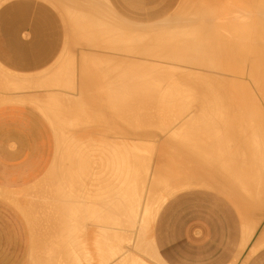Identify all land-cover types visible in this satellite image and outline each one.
<instances>
[{
    "label": "bare ground",
    "instance_id": "obj_1",
    "mask_svg": "<svg viewBox=\"0 0 264 264\" xmlns=\"http://www.w3.org/2000/svg\"><path fill=\"white\" fill-rule=\"evenodd\" d=\"M78 1L80 2V0H78ZM193 1L188 5V8L186 9V11L182 15H180V17L177 19L178 21L176 20V21H174V23H172V22L171 23H165L166 27H164V26L162 27L159 25L158 27H161L162 29L155 27L156 28V30H155L154 28H152V30L154 29V31H151V33L148 31V29H146L147 31L145 34L144 33L135 34L136 36H138L140 38H142L144 36H148V38H153L152 39L153 41L151 40L152 42H150L148 39H147V41H141L140 40V41H137L133 44L130 51H128L129 49L128 50H121L122 52L123 51L124 52H131L133 54L136 53L141 57L151 56L153 58V56H154L155 58H164L167 62L166 64L147 63L146 61L143 62V60L139 61L138 59H135V58L132 59L130 57H124L123 56L124 54H102V53H99L100 48L97 49L98 52H95L96 50L92 51L90 48L96 47L97 45H99V46L101 45V44H99L101 42L99 39H101L102 36L107 34L108 31L112 32L114 29L116 30V28L112 27V25L110 23H108L106 20H103L100 17L101 15L99 13L91 11L83 19L86 21V24H88L89 26L84 27V28H80L81 30L77 31V33L78 32L82 33L81 36L84 39V44L86 45V48L87 47L89 48V49H87V51L84 52L81 50V48H79L80 41H79V43L78 42L76 43V41H74L76 44H78V51L81 50L83 53L81 52V54H79L78 56L67 58L65 63H63L57 71L54 69L55 71L44 75L42 78L37 79L34 82H32L33 80L32 81L31 80H14L13 78H7L4 80V82H2L3 87L7 90L23 88V87L30 86V85L34 84V85L39 86L41 88H48V90H52V89L54 90V88H56V89L57 88H63V89L66 88L65 90L69 89L67 91H68V93H70L71 97H75L77 95L81 96V98L79 96V98H80L79 101L81 103H83V105L80 109H82V108L84 109L81 111H77L79 108L75 110L74 107H71L69 100H66L65 98L62 99V97H60V96L63 95V97H64V95H65V97H68V94L66 96V93L62 94L59 90L58 91H50V93H49L48 90L45 89L47 91V93H49V95L47 96V94L45 93L46 99L43 98V100H44L43 102H38L33 98H28L26 100H24V99L20 100L19 99V100H2V101H0L1 104L2 103H8V102L9 103H11V102L34 103L36 105V107L38 109H40L43 112V114H45L46 118H48L50 121H52L54 123V124L52 123V125H54V127L56 129L55 130L56 140H57L56 156H58V154L62 155V154L66 153L65 156L67 157V154L69 153L68 156H70L72 158V159H70L69 157H67V158H69L68 159L69 162H67V159H66L67 164H65V165H68V163H70L68 165V167L63 165V168L66 167V169L64 168L63 170H67L68 168L71 169V170L68 169V171H70L71 176L69 175L68 171H65L66 173L68 172V174H67L68 176L67 175L63 176L62 173H64V172L62 171L61 180H59L57 177V180L59 182L61 181L60 182L61 184L64 182V184H62L63 185L62 186L59 182H58V185L56 184V182H57V180L55 182V179H56L55 176L57 175L56 174L53 177V178H55L53 182H55L56 185L55 184L54 185L56 186V189H57V191H55L56 194L53 193L52 195H48L47 194L48 190L46 192V194L48 196H53V195L55 196L56 195L54 197L55 202H52V203L53 204L56 203L55 205H57L58 207L53 205V204H50L51 206L48 205L49 203H51V202H49L51 200L48 197L43 198V199H47L46 201L49 202L48 204L45 201H42V199H39V202L42 201V205H44V207H43L44 209L41 211V213H42L41 217H43L42 215L44 213L46 215L47 214L50 215L51 212H52V214L56 213V211L60 212L61 209L59 208L60 205H58V203L59 204L63 203V205H64V204H66V202L64 203L63 199L65 201H67L68 199H71L70 195L73 194L71 192L72 189H70V192L72 194H70V193L67 194L69 197V198L67 197V200L65 197L67 195L64 196V193L66 191H69L70 184H71V183L67 182V183H69V186H68L66 181L70 180L69 176H70L71 180H72V177H74V178L76 177L75 181H77L76 179H78L79 180L78 182L81 184V182H80V180H82L81 177L86 175L88 170H90L89 166H88L89 169L86 170V173H85V170H82L83 169L82 165L80 166L82 168L81 169L82 171L81 170L79 171L81 175L79 173H77L81 176V177L79 176L80 178L79 177L77 178L78 175H76L74 172L75 171L77 172L76 169L80 165V163L85 164V166H84V169H85L87 167L86 165L89 162L88 160L94 159V157H92V158L89 157L90 159L82 158V156L87 157V155H84L85 153L86 154L87 153L92 154L95 152L96 153H98V152L106 153L104 155V159L106 158L107 154L109 155L107 160L106 161L104 160V161H105L106 165H108V168H109L108 169L109 171L106 173V178H107L108 174H111V176L109 175L111 178H109V177L107 178V183L104 180H103V182H105L106 187H109V188H106V190L109 189L108 190L109 193L107 196L108 199L111 198V197H109L110 196L109 194H111L110 191H112L113 189L115 190L116 188L118 189V191H117V189L115 191L113 190L115 192V194L112 192V195H111V196H113V194L117 195V198H116L117 201L115 199L112 200L113 202L114 201L117 202V205L115 204V202L114 203L112 202L113 205H116L117 207L115 208V206L114 207L112 205L111 206L113 207L112 209L115 208L116 212L118 213V218L116 216L117 214H113V215L111 214V212H113V211L108 212V213H110L108 215L107 213L105 214V212L102 210L101 206L104 208V210H105V208H109V207H107L108 206V203H106L107 200L101 201V203L99 202L101 204V206H95V204H97V203H95V204L93 203L95 208L100 207V208H98L99 210H97V208L95 210L94 206L92 208H90L89 206L91 204L88 206L89 207L88 208L87 205L91 201L90 198H92L94 193L97 194V191L96 192L94 191L95 190L94 187H96V190H97V187H99V186L96 185L92 188V189H94L93 190L94 193L92 194V191H91L92 189L89 190L90 187L88 185H87V187L85 185H83V187L85 186L86 188H88L87 191L88 190L89 191L87 192L86 190H83V189H85V187L82 189V187H81L82 185L79 186V188H78L76 186L78 184H76V182L73 179L72 183L75 182V184H76V185L74 184L75 188H74L73 184H71L73 189L75 191L76 190L78 191V189L81 188L82 190H79V192H77V193L81 194V192L83 191L82 196H84V194L88 193L87 197H88V201L89 200L90 201L88 202L86 197H84L85 198V202H84L85 204L83 203L84 204L83 205L84 208L82 210L83 212L80 211L83 213V214L81 213V216L79 215L80 212H79L78 208L80 209V207H81V209H82V206L80 204L82 202H80L79 200H78V203L80 202L79 204H77L76 201H75V203H73L74 206H75V204H77L76 206H80L77 208L75 206L76 212L74 210L73 204H69L68 206L72 205L71 209H69L70 212L71 211L73 212V210H74V213H72V212L69 214L67 213L68 212L67 211L68 210L67 205H64V207L62 206L63 207L62 213H63V215L72 214L77 221L79 220L77 218H82L85 215V217H84L85 219L82 218L81 219L82 221L79 220V222L80 221L86 222L87 219H89L91 217L90 215H92V213L94 214V212L99 211L101 213V215L99 214V212H97L98 214L93 215V216H97V218L93 217V218H95V220L91 219L92 221H94L95 224H96L95 221H98V223H99V220L101 222H103V220H104L103 225L104 224H108V225L112 224V225H117L119 228V226H121L122 224L125 223L126 225L124 224L125 226L123 225V228L126 227L128 229L127 226H129V228L135 226L134 224H135L136 218H138L137 216H139L140 220H139L138 224H140V229H139V226H138V228L136 227L137 228L136 232H139L138 229L141 232H143V231L145 232L150 228L151 223L153 222L154 217L158 212V209L166 201V197L169 196L170 194L177 193V192L181 191L182 189L197 186V185H201L202 187H209V188H212L215 190L217 188V185L219 184L217 179L219 177H221L220 176L221 172H223L222 170H224L226 168L225 167L226 164H227V167L229 169L231 167V164H234L235 166L237 165L236 166L237 168L233 167V165H232L233 168L231 167V169H233V170H229L227 168L225 169V171L229 170V172H232L233 175H235L236 170H238L237 171L238 173H239V171L241 172V170H243V169H244L243 170L244 172H245V170L248 171L249 166H247L248 168L246 169V167H244L243 165H247L249 163V160H247L248 161L247 162L246 159L244 160L245 157H243V159L240 157H237L238 153H236V152H239L242 155L245 154L243 156H249L250 155L251 158H252V156L253 157L255 156L254 158H258V160L253 158L255 160L254 163H253V161L250 160V162L253 163L252 167L254 165L257 166L258 170H255L256 166L254 167L255 169H253V170H255V172L257 171V174L256 175H247V176H245V179L243 177L244 181L242 180V182H241V184L243 182H245V184L243 183L245 186L243 193L241 191L243 185L242 186L240 185L241 188H239L241 191L239 193H240V195H242V197L239 195L237 188H236L238 186V184H237V186H234V184L231 181V180H233V178H237V180H238L239 175L237 173H236V175H238V177L233 176L230 179L229 177H230V175L232 176V173L227 174L228 172L227 173L225 172L228 175L226 177L225 176L226 174L223 172V176H224L225 180L223 179V177H222V180H224V182H225L224 185L226 187L232 189L234 194L237 196L235 198L236 200H239L241 197V199L243 201H245V204L247 203V205L251 207L253 214L257 211L259 213L258 217L262 214L261 213L262 207H264V201H262V199H264V193H262V192L260 193V191H261L260 189L264 188V185H262V184H264V111H262V108H261L262 106H261L260 107L261 109L255 108L253 112H252V110H251V112H248V110L245 109L246 108L245 104L249 103V101H251V100L253 103H257V100L254 98L252 93L254 95H256V94L259 95V97L262 100H264V0H256V1L255 0H213L214 2H212V0H210L213 5H210L207 7H205V6H206V3H208V0H206L207 2L205 3V6L203 5L204 3H202L205 0H193ZM210 1H209L208 5L210 4ZM75 3L78 4V2H75ZM87 4L91 5V3H89V2ZM89 5L88 6L85 5V9H87L86 6L89 7ZM71 8H73V6ZM79 8L76 9L78 12L80 11V10H78ZM82 9H84V6L82 7ZM85 9L83 10L84 12H85ZM72 11L73 10H71V12ZM69 14H70V12H69ZM76 14H77V12H76ZM78 14H80V13H78ZM72 15H71V17H73ZM82 16H83V14H82ZM82 16L79 15V17H82ZM99 24H101V25H99ZM77 33H75L76 36L74 34V37L77 38V40H78V39H80L79 38L80 33H79V35ZM125 33H126V31H125ZM129 33L131 34L132 32L129 31ZM77 36H79V37H77ZM143 39H145V38H143ZM108 43H109V41H108ZM102 45H104V44H102ZM107 47H109V46H107ZM92 49L94 50V48H92ZM121 51H119V52H121ZM79 56H80L79 59L82 61L78 62L80 64H77V57H79ZM133 57H136V56H133ZM172 61H175V62L178 61L181 64H177V63L172 64ZM169 64H171V65H169ZM234 65H236L235 67H236L237 73H239L241 76H243L244 69H247V74H246L245 79H247V81L252 84L253 90L250 89V87L248 85H245V87H246L245 91L247 92L246 93L247 94L246 95V103L245 104L240 103L241 105L238 103L241 107H242V105H243V107L245 105V107L243 108L247 111L245 115H242V112H241L242 109L241 110L238 109V111H237L238 107H236V110L234 109L235 112H233V113H231L233 111V109H232V111H228L230 109L227 107L226 108L224 107L223 110H225V112L222 109L221 110L225 113V115L223 114L224 119H222L223 118L222 117L221 118L222 120H221L218 116L221 117V115H222L221 113H223V112H220V114H219V112H218V111H220L219 108L215 109L214 107L216 106V108H217L219 106V104L221 105V103L223 104V105H221L222 107L226 106L225 102L227 103V106H229L228 102H230L231 100L233 102L235 101V98L232 95V92H234V91L228 92V91H230L229 87L230 86H231V88L233 87L232 84L234 82H232V81L234 79L231 81V80H228V78H222L221 77V71H224V69H226V70L231 69V68H233ZM226 70L224 72L225 74H227ZM96 75L98 76V80L93 82L92 78L95 76L97 79ZM227 75H229V74H227ZM232 76H234V74ZM223 77H224V75H223ZM78 79H79V82H78ZM237 80H238V78L235 79V82L239 83L240 80L239 81H237ZM241 82H242V80L240 81V83ZM243 84H244V82H243ZM239 86H241V85H239ZM91 87H93L94 89L95 88L97 89V87H102V91L103 90L105 91L104 93L109 97V99H111V101L115 100V103L114 102L110 103L111 106L109 104V107H110L109 110H110V112L112 110V113H113V109L114 110L117 109V117H116L117 119H115L116 120L115 122L119 124L120 128L119 129L116 128L118 131L116 130L115 133L118 132V134H119V137L117 139V140H119V142L106 144V143H102V142H94L91 140V138H88L87 140L85 139V141L80 142V141L72 138V136L69 135L68 132L64 130V128L65 129H67V128L73 129V128L79 127L82 124L86 125V123L87 124L91 123L94 117H98L97 112L91 110V107L89 105H87L93 101H97V102L101 101L97 97L96 98H92L93 96L88 97V98L86 97V95L90 96L88 94H90V91L94 90L93 88H92V90H89V89H91ZM141 87L146 88V90H145V88L144 89L142 88L144 90V92H146L145 94H140V93H143V92L138 90ZM237 88L235 89V91H237ZM39 90H44V89H39ZM248 91L251 92V95L248 93ZM60 93L62 95H60ZM14 94H16V93H14ZM234 94H235V92H234ZM20 95H21V93H20ZM240 97H242V96L240 95ZM82 98H85V99L87 98V100H83ZM106 98H104V99H106ZM236 98L239 99V96H236ZM236 101H238V100H236ZM262 102H264V101H262ZM138 104H140L139 107H141V108H142V106H144V104H148L149 107L147 105V108H149V110L151 109L150 107H152L154 105L152 108L156 109L157 113H155V114L158 115V117L153 114L154 113L153 111H155V110H153V111L148 110V111L149 112L152 111L153 112L152 115H154V117H157V118H160L159 116H161L160 114H162L161 113L162 104H164L163 106L166 107L167 109H168L169 105H171L170 108H172V105H175V106L178 105V107L180 106V109L178 112L176 111L177 113L173 112L174 115H172L173 113H170V112H171V110H174V109L170 110V108H169L166 111L165 110L166 108H164V110L167 113L171 114V116H169V117L165 116L164 114L167 115V113L164 112V114H163L164 116L162 115L163 118L168 117V119L166 120V122L164 120V122H165L164 124H163V122L159 121L160 119L159 120L155 119L156 121H159V123H156L157 125H155L156 127L154 128V124H155L154 122H156V121L151 116V113H150L151 117L149 116L147 119L153 118L152 123L147 121V119L145 120L146 122H141L139 119L143 116L142 113H139V116L140 115H142V116L139 119H137L136 116H138V114L135 115V111H133V109H136V106ZM235 104H236V102H235ZM250 104H249V106H251ZM166 105H168V106H166ZM249 106L247 108H249ZM111 107L113 109H111ZM178 107H177V110H178ZM107 109H108V106H107ZM140 109H137V110H139V112H140L143 108L141 110ZM212 109L214 111L216 110L215 113L212 111ZM226 109L228 112L226 111ZM63 110H65L66 112L65 113L63 112V114H62ZM146 110H144V112ZM169 110H170V112H168ZM57 111L58 112L61 111L59 113H61L60 115H61L62 119L57 120V118H58V112ZM55 112H57V113H55ZM115 112H116V110H115ZM133 112H134V114H133ZM216 112H218V115L216 114ZM215 114L217 115L218 119H217ZM146 115H148V114L146 113ZM213 115H215V116H213ZM56 116H57V118H56ZM99 116L101 118V116H103V115H99ZM115 116H116V114H115ZM59 118H60V116H59ZM100 118H98L97 120H99ZM90 120H91V122H90ZM104 122L100 123V124L97 123V125H98L97 129L100 131V133H98V135L100 137L102 135H106L105 130L108 128L107 127L108 125L107 124L105 125ZM160 123H162L163 126L160 125ZM110 124H112V122ZM115 126L118 127L117 124ZM115 126L113 128H115ZM110 128H112V125H110ZM154 129H156V130L154 131ZM221 130H223V131H221ZM107 131H108V129H107ZM108 134H109V131H108ZM110 134L112 135L111 132H110ZM113 136L115 138H117L116 136H118V135L115 136L113 134ZM218 139H219V141H218ZM221 140H225V142H228L227 143V145L229 144L228 146H230V144H233V145L235 144L236 148L235 147L234 148L236 150L234 151V148H232L233 150L231 149L232 151H230V148L233 146L232 145L231 147H229V150L226 147L227 149H221L220 151H218L219 152L218 157H215L216 156L215 153H217V151H216L217 149H213L212 144L214 142L219 143ZM229 141L231 143H229ZM170 143H174V146H176L175 148L173 146H171V147L174 148V150L177 153V156L180 157L179 160L177 161V162H179V164H182V163H180L182 161V159H185L188 156H190L191 158L194 156V159H196L195 157L197 156L198 161L197 160L195 161L197 163V165H199V166L201 165L203 167L206 166V168H208V171L210 170L209 171L210 173H212V174L215 173V175H216V173H220V175L217 174V175H219L217 179H215V177L208 178L206 176H203V177L201 176V178H198V180H196V178L190 177V175L188 174L190 172V169H187V171H186V169H184L181 165L179 167L167 168V165L165 167V164H163L162 160H161V164H159V166L157 167L156 172H155V176H154L155 182L150 183L151 180L154 179L150 175L151 178H149L150 180H149V182H147L148 184L147 183L146 184L148 186L153 184V186H155L156 189L159 188V185H160L165 190V192L164 193L159 192L158 194H154V195L152 194L153 195L152 196L151 195L152 191L147 189L148 192L149 191H151V192H150L149 196L147 195L148 198L145 200L146 202H144V204L142 206L141 205L142 188L140 190L139 185L141 184V187H143V181L145 178V177H143V175H145L144 170L147 169L149 162H150V159H152L151 156L153 155L154 151L157 149V146L158 145L161 146L163 144L169 145ZM214 144L216 145V143H214ZM215 145H214V147H215ZM216 146L219 147L218 145H216ZM163 147H165V146H162V148ZM159 149L160 150H158V151L160 154L159 155L160 158L166 157L168 155V151H166V147L164 150L161 148H159ZM211 149H212V152H214V153L209 154L211 152ZM222 150H228L229 151V154L228 153L226 154V152H228V151L225 152L226 155L223 152L224 155H222V156L228 157L230 155V152H231L230 156H232V155L234 156L233 153L235 152L236 158L233 159L232 158L233 156H232L231 157L232 159H231L229 157V160H231L232 162H227L225 164V162L228 159L226 160V159H224L225 158L224 157L223 158V160H225V162L223 161L224 167L219 168L220 171H218L217 167L218 166L221 167V165H223V162L221 160L222 158L218 159L219 162H217V160H215V158L220 157L219 155H220ZM205 152H207V153H205ZM74 153H76V154H74ZM204 153H205V156L203 155ZM81 154H83V155H81ZM140 154L142 156H140ZM207 154H209L210 156L214 154L215 156L213 155L210 158ZM74 155L78 156L79 160L77 159V157H74ZM100 155L102 156L103 154L98 153V156H96V157L101 158ZM200 155H202V157L204 156L205 158H206V156H208V158H210V159L205 160L204 157H203V159H200L199 158V157H201ZM242 155H239V156H242ZM88 156H89V154H88ZM61 157H62L61 158L62 161H63V159L66 158V157L63 158V155ZM250 157H247V159H250ZM239 158L242 159L243 161L241 162V160H239ZM76 160L79 161L77 163L78 166L75 164L77 162ZM98 160H103V159L101 158ZM220 160H221V162H220ZM233 160H234V162H233ZM55 161H56V159H55ZM73 161H75V163ZM104 161H103V165L105 168L106 165L104 164ZM72 162H73V164L71 165ZM96 162H97V158H96ZM96 162L94 159L93 163H95V165H96ZM64 163H65V160H64ZM60 164L62 165L63 163H60ZM74 164L76 166H74ZM228 164H230V165H228ZM61 165H59L60 166V169H59L60 172L62 170ZM250 165H251V163H250ZM55 167H56V164H55ZM80 167H78V170ZM93 167H94V164H93ZM95 167H94V169L93 168H91V169H93V171H94ZM149 167H150V165H149ZM74 168H76V169L74 170ZM143 168H144V170H143ZM238 168H240V169H238ZM97 169L99 170L98 167H97ZM112 169H114L113 174L110 173ZM139 169L140 170L142 169L143 171L142 170L141 171L144 172V174ZM101 170H102V168H101ZM103 170L107 171L105 169H103ZM103 170H102V172L105 173ZM247 171L244 175L247 174ZM99 172H100L99 174H101V175H99L98 171H97V174L95 173L96 177H99V176L101 177L102 175L105 176V174H102L101 171H99ZM147 172H148V169H147ZM55 173H57V171ZM91 173L88 172V178H87L88 182L85 181V182H87V184H89V180H90L89 174H91ZM73 174H75L76 176ZM91 175H92V177H94L93 176L94 174H91ZM112 175H113L114 180H113V183H110L108 181H109V179H112ZM148 175H149V173H148ZM240 175H241V173H240ZM57 176H59V175H57ZM242 176H243V173H242ZM86 177L87 176H85L84 178H86ZM142 177H143V179H141ZM62 178H63V181H62ZM84 178H83V180H84ZM102 178L104 179L103 176H102ZM102 178H100V179H102ZM227 178H229V179H227ZM240 178L242 179L241 176L239 177V179ZM145 179H148V178H145ZM219 179H221V178H219ZM44 180H45V178H44ZM93 180L94 179L92 178L91 181L93 182ZM95 180H97V179H95ZM117 181H118V183H117ZM92 182H90V183L92 184ZM103 182L101 180V183H103ZM115 182L117 183V186L111 187L112 184L114 186ZM238 182H239V180H238ZM238 182L234 181V183H238ZM254 182L256 185L254 184ZM94 183H95V181H94ZM101 183L99 185H101ZM109 183H110V185L108 186L107 184H109ZM221 183H223V182L221 181ZM260 183H261L262 187L259 186ZM41 184H43V183H41ZM105 185L102 187H105ZM252 185H254L255 188L258 185L256 192L254 190L255 189L254 186H252ZM51 186L53 188H55V186H53V184H51ZM57 186L60 187V189L62 187H64L65 192H63L64 190L61 191ZM101 186L99 188H101ZM148 186H146V187H148ZM36 187H37V185H36ZM49 187H50V185H49ZM49 187L47 189H50ZM76 187H77V189H76ZM138 187H139V189H138ZM250 187H253L254 189L251 188L252 189L251 190ZM66 188H68V189L66 190ZM111 188H112V190H110ZM149 189H152V188L149 187ZM44 190H46V189L44 188ZM58 190H60V191H58ZM101 190H102V188H101ZM103 190L106 191L104 188H103ZM153 190H154V187H153ZM75 191H74L73 195H77V193ZM84 191H86V192L84 193ZM116 191H117V193H116ZM161 191H163V190H161ZM258 191H259V195L257 194ZM40 192L41 191H39V194H40ZM60 192H62V194ZM99 192L100 191L98 190V193ZM43 193H44V191H43ZM89 193H91L90 195H92V196H90V198H89ZM49 194H51V192H49ZM243 194H244V196H243ZM60 195H63L65 198L60 196ZM101 195L104 196L105 194L104 195L101 193L97 194V197H99V199H100L102 197ZM106 195H107V191H106ZM43 196H45V195H43ZM78 196L80 197L81 195H78ZM145 196H144V198H145ZM105 197L106 196H104V198ZM94 198H95V196H94ZM51 199H53V197ZM57 199H58V201H56ZM61 199H62V201H61ZM78 199H80V198H78ZM59 200L61 201V203L59 202ZM96 200H98V198ZM98 201H100V200H98ZM67 202H69V201H67ZM93 202H94V200H93ZM102 202L105 203L104 206L102 205ZM109 203L111 204V201ZM260 203H262V204H260ZM46 204L48 207H50L49 210H48V208H46ZM42 205L40 207H42ZM53 206H55V207H53ZM65 206L67 208H65ZM140 206H141V208H140ZM36 207H37V209L38 208L40 209L38 204ZM51 207L53 208L54 211L51 209ZM56 207L59 208V210L54 209ZM85 207H87L88 210ZM64 208L67 210H64ZM139 208H140V210H139ZM236 208L238 209V211L241 215V218L245 222V227H246L247 237H248L247 241H249L250 238L253 236V234H254V232H255L258 224H259V220L255 219L257 217H254L249 212V211H251V209L247 208L248 209L247 210L245 208L246 211L244 212L243 208L241 209V208H239V206H236ZM46 209L48 210V211H46L48 213L43 212ZM84 209H86V210L84 211ZM89 209L91 210V212L89 211ZM100 210L103 212H101ZM109 210H111V208H109ZM77 211H78V213H77ZM86 211H89L91 214L89 212H87V213H89L88 214L89 216H87ZM138 212H140V215L138 214ZM121 213H122V215H121ZM61 214H60V217L58 216L59 219L61 220V218H62V219H64V221L66 220L67 222L66 221L64 222L62 220L59 221L57 218L58 222H62L59 225H57L58 227L59 226L62 227L63 223L64 224L66 223L67 224L66 226H68L71 223H72V226L75 224L77 226V224H79V222H77V221H76V223H74L75 221L73 222V220H72L73 216H70L71 218L68 217V219H67L66 218L67 216L66 217L63 216L64 217L63 218ZM102 214L103 215L105 214L106 216L107 215L108 216L105 217ZM37 215H39V214H37ZM48 215L46 217H48ZM57 215H59V213L54 215L55 217L53 215L49 216V218L51 217V219L48 218V220H47V218H46V220L50 223V225L48 222H46V225H44V226H46V228L48 230H46L45 232H47V233L50 232L49 238H51L52 240L51 241L49 240L50 242H49V244H47L48 242L45 243V239H46V241H48L47 240V239H49L48 236H47V238L43 239L44 243H45V244L43 243L44 244L43 245L44 250L46 248L50 247V245H51L50 243L54 242L53 241L54 236L52 234H54V230L55 231L57 230V229L53 228V226L55 228H57L56 224H58V223H57V221L55 222V220H54ZM77 215L80 217L76 218ZM86 216H87V218H86ZM109 216H110V219H108ZM113 216H116L115 217L116 219L114 218L115 220L113 219ZM121 216L122 217L125 216V217L122 219ZM44 217H45V215H44ZM98 217H99V219H98ZM105 218H107L109 221ZM70 219L72 220V222L68 224ZM124 219L126 222L124 221ZM260 219H262V218H260ZM49 220H51V221H49ZM110 220L114 223H109V222H111ZM123 221H124V223H122ZM42 222H44V221H42ZM88 223H90V222H88ZM38 224L40 225V222ZM38 224H36V226ZM84 225H86V224H83L81 226L82 227L81 229L78 228L79 231L76 229L78 226L76 228L74 227L73 229H71V231L67 230V234L69 235L70 240H67L68 235H66V230H65V232L62 230V229H64V227L66 228V226H64L61 229V231H63V233L59 230L60 229L59 228L58 232H60L61 234H64V233L65 234L63 237L57 231L55 232V234L58 233L61 235V237H63V238H61L60 235H58V234L55 237V238H57V236H58L59 238L57 240L59 242H60V240L63 241L62 244H58V242L56 244V239H54L55 244L58 247V250H60L63 247L62 245H64V243L66 245V242H64L65 240H63V239H66L68 242L72 241L71 238L75 239V232H74V235L72 234L73 230L74 231L77 230V232L81 233L83 228H84ZM108 225H106V227ZM112 225H111V227H112ZM44 226H42V227H44ZM114 227H116V226H114ZM39 228H41V227H39ZM103 228H105V226H103ZM120 228L122 229V226ZM51 229H53V231ZM44 230H45V228H44ZM80 230H81V232H80ZM105 230L103 229V232ZM51 231H52V234H51ZM108 231H109V229H108ZM111 231H115V230H110L109 232H111ZM119 231L118 232L115 231L118 234L111 232V236L108 235L109 238L106 236H107V234H110V233L105 231L106 234H105V232L103 234V235H105L104 238L101 237L103 240L106 239L108 241L110 239V237L112 240H114L113 239V238H115L114 236L120 234V237H118V243L116 242L117 239L114 242L111 241L113 244L115 243L116 247L112 246L113 244L109 243V241H110L109 240L108 242L104 241L105 244H104V246H102L103 248H101V245L104 242L101 241V238L100 239L97 238V240H96L97 243L99 240H100L99 241L100 243L103 242L102 244L99 243L100 244L99 247L102 250L104 249V252H103L104 254L101 251H99L104 256V257H102V255L99 253L101 255V258H103V260H100V262L103 261L102 262L103 264L107 263V262L111 263L110 261H113L112 259L116 255H119L123 251V249H121V245L123 243H125L124 245L127 246L126 243L128 242L129 238H130L129 240L131 242V237L133 235L132 234L133 232L130 231L131 237H129L128 239L127 238L124 239L125 235L123 238L121 235L126 234V232L125 233L123 232L121 234V231H120V233H119ZM132 231H133V229H132ZM144 232H143V234H144ZM42 233H39V234H41V236H42ZM99 233H101V232H99ZM145 233H147V232H145ZM70 234H71V236H70ZM127 234H128V232H127ZM130 234H128V236ZM139 235L140 234H138V236ZM44 237H46V236H44ZM116 238H117V236H116ZM76 240L77 239H75V241H73V242H76V244H77L79 241L77 242ZM134 240H135V238H134ZM38 242H40V241H38ZM68 242H67V248L64 247V249H68V252H70L69 248L72 247L73 242H72V244H71V242H69L70 246H69ZM106 242L109 243L110 245L106 244ZM133 242H132V244H133ZM262 243H264V230H262V232L259 234V237H257L255 239V241L252 243V245L249 249V252H253L256 249H259ZM41 244H42V242H41ZM46 244L48 245V247ZM52 244H53V246L51 245L52 250L54 251L56 245H54V243H52ZM78 244H77V246H78ZM82 244H83V242H82ZM134 244H135V242H134ZM59 245H61V248H59L60 247ZM74 245H73V247H76V245L75 246ZM138 245H139V243H138ZM39 246H40V244H39ZM45 246H46V248H45ZM108 246L115 247V248L111 249V247H108ZM37 247L34 246L33 248H37ZM53 247H54V249H53ZM105 247H107V248H105ZM100 248H99V250H100ZM135 248H136V246H135ZM38 249H39V247H38ZM40 249H41V246H40ZM62 249L60 250V252L61 251L63 252ZM75 249L77 250L78 247L73 248V251ZM44 250H43L44 256L41 255V257H44V258L47 257L48 258V259L47 258L45 259V261L47 260V264H55L54 263L55 261H57L56 264H63L64 260H66L65 261L66 264H69L67 262V260L69 259L68 256L71 255V253L72 254L75 253V252L74 253L70 252V254L68 255V252H66V250H65V252H66L65 255L67 254L68 259L62 258V259H64L62 261V259L60 258L62 263H59L60 260L56 257L64 256V253L61 252V255L59 253L58 254L59 256H57V254H56L57 249H55V251H54L55 253H54L51 250V248H48L49 251L51 250L50 251L51 253L55 254V255L52 254V257L56 256L55 258L52 259L50 257L51 253L48 252L49 255L46 253V256H45L44 253L47 249L45 251ZM58 250H57V253H58ZM78 250H77V252L80 254V255L78 254V256H80V258H84V257H81V255L85 256V254H84L85 251H82L83 249L80 250V248ZM71 251H72V249H71ZM38 252H39V250H38ZM30 253H31V251H30ZM124 253H126V252H124ZM38 254L39 253H37V257H38ZM122 254L120 256H122ZM123 255L124 256L119 258L118 264H144V262L142 260H140L134 256H131V255L127 256V253H126V255L125 254H123ZM33 256L31 254L32 258H33ZM87 256L88 255L86 254L87 259L86 258H84L85 260L82 259L83 262L86 260L90 261L89 260L90 257L88 256L89 257L88 258ZM49 257L51 258V261L54 260V262L53 261L50 262ZM69 257H70V259H72L73 256L71 255ZM39 258H40V256H39ZM70 259L68 261L72 262V261H70ZM37 260H38V264L43 263V262L46 264V262L44 261L43 258H42L43 262H39V261H41L39 259H37ZM74 261H77V259ZM36 262H35V264H37ZM86 262H84V263L88 264ZM75 264H76V262H75Z\"/></svg>",
    "mask_w": 264,
    "mask_h": 264
},
{
    "label": "crops",
    "instance_id": "obj_2",
    "mask_svg": "<svg viewBox=\"0 0 264 264\" xmlns=\"http://www.w3.org/2000/svg\"><path fill=\"white\" fill-rule=\"evenodd\" d=\"M41 1L40 0H7L6 4L0 6V42L2 43V48L0 51L3 52L4 56L10 57L11 63L13 64V66L16 69L20 70L21 72L35 71L34 70L35 67L49 63L51 60H54L55 46L57 45V37H58V33H57L58 26H57V24H60V22H64L63 28L66 27V29H69L71 32H77L78 30H81L80 28H84L86 26V21L83 19L91 11L97 12L99 14L103 13L102 11H100L98 4L91 2L89 0H80V2L78 0L77 1L76 0H43L47 4L43 3ZM170 1L173 2L174 0H170ZM73 2L74 3L78 2V4L77 3L74 4ZM88 2L91 3V5L87 4ZM84 4L87 6L89 5V7L86 6L87 9H85ZM82 5L84 6L85 12L83 11L84 9H82V7H83ZM72 6H73V8H71ZM167 7H169L167 0H161V2L159 3L158 6H155L152 8H145L143 10V12L146 13L147 15L158 14V13H161V11ZM77 8H79L78 9V10H80L79 12L76 10ZM70 9L73 10L72 12L74 14L71 12ZM69 12H70V14H69ZM76 12H77V14L78 13H80V14L77 15ZM132 12H133V14H136V13H138L139 15L142 14L141 9L140 10L135 9V10H132ZM81 13L83 14V16ZM71 15L73 17H71ZM79 15L82 17H79ZM60 27L62 28L61 25H60ZM23 30L29 31V39L27 41H22V39H20L19 33H20V31H23ZM79 41H80V43H79ZM77 42L79 43V48H81L80 46H86L84 44V39L82 38V36H80V39L76 40V43ZM76 43H75V46H78V44H76ZM76 49H78V47H76ZM81 50L84 52L87 51V49H82V48H81ZM81 50H79V51L76 50V51H78L77 52L78 55L81 54V52H82ZM68 54L71 55L73 53H68ZM68 54H62L58 58H56L54 60V62L51 64V66L49 67V69L59 60L63 59V61H66V59L70 57ZM52 123L53 122L50 121L48 118H46L38 109H36L35 107H33L29 104H26V103H3V104H0V264H33V263L35 264L36 261H37L36 263L38 264L37 259L41 260L39 262H43L42 258L45 261V259L47 257H45V258L41 257V255L44 256L43 255V250H44L43 245L46 242H48L47 244H49V242L52 240L51 238H49L50 232L49 233L45 232L48 229L46 228V226H44V225H46V222H48L47 220H48L49 216H52V215L54 216L57 213H59V215H57L55 219L52 217L55 220V222L57 221V223H58V224H56V226H57L60 223H62V222H58V220L64 221V219H62V218H61V220L59 219L64 205H67L68 208L66 206H65V208H67L68 210L65 208H64V210H67L68 211L67 213L69 214L72 212V211L70 212V210H69V209H71L72 205L68 206L69 204H73V203H75V201L77 204L82 202V203H80L82 206V209L80 206H76L77 204H75L76 208L80 207V209L78 208L79 212L82 211L84 208L83 205L85 204L84 203L85 202L84 197H86V199L88 201V197H87L88 193L84 194V196H82L83 191L82 192L80 191L81 194H79L77 192H79V190H82L85 186L87 187V185L90 187L89 190H91L96 185L100 187L103 184L102 186H104L105 182L107 183V178L108 177L111 178L110 177L111 174H108V176L106 178V173L108 171H105V173H103L102 172L103 169L101 170L102 167L101 168L98 167L99 170L96 167L95 173L97 174V171H98V174H99L100 173L99 171H101L102 174H105V176L102 175L104 177V179L102 178V176L101 177L95 176L94 177L95 183L93 181L92 184L90 182H89V184H87V182H88L87 180H84V181L80 180L81 184L78 182L79 180L75 181L76 184H78V185H76L75 182L72 183V180L66 181V183L69 182V183L73 184V186L75 184L78 188H79V186L82 185L81 186L82 189L80 188V189H78V191L77 190L75 191L70 184L69 191H66L67 193L65 192L64 187H62L60 189V187L57 186L61 191L64 190L63 191V192H65L64 196L67 195L68 193L74 194V191L77 193V195H73V194L70 195V198L72 200L71 199L67 200L68 195L65 196L66 200L69 202L65 201L62 198L63 202L64 203L66 202V204H64V205H63V203H61L62 199H61V201L59 200V202L61 204H59L58 202L57 203H58V205L61 206V207L59 206V208L61 209L60 212H57V211H56V213L53 212L54 214H52V212H51V214L49 213L50 215L47 214L48 217H46L47 215L44 213L42 215L43 217H41V214H42L41 211L44 209L43 208L44 205H42V201H45L47 204L49 202H51L48 205L53 204L52 202H55L54 197L56 195L55 196L54 195L48 196V195H52L53 193L56 194L55 191H57V189H56L55 185L56 184L58 185V182H59L57 180V177L59 180H61V177H62L61 172L59 171V169H60L59 165H61L60 163H63L61 165V169H62L61 171L64 172V173H62L63 176L67 175L68 172L70 175V171H68L69 168L67 170H63L64 168L66 169V167L63 168V165L67 166V165H65L67 163H64V161H62V159L60 160L58 158V156H56V135H55L56 129H55L54 125H52ZM55 159H56V161H55ZM55 164H56V167H55ZM113 170L114 169H112L110 173L113 174ZM56 171H57V173H55ZM65 171H68V172L66 173ZM56 174L59 176H57ZM79 174H80V172H79ZM99 175H101V174H99ZM54 176L56 179L53 178ZM44 178H45V180H44ZM63 178H62V181H63ZM100 178H102V179H100ZM54 179H55V182L57 180L56 184H55V182H53ZM69 179H70V177H69ZM81 179H82V177H81ZM95 179H97L98 181ZM101 180H102V182H103V180L105 182L101 183ZM113 180L114 179H113V175H112V179H109L108 182L113 183ZM85 181H87V182H85ZM41 183H43V184H41ZM69 183H67L68 186H69ZM100 183H101V185H99ZM110 183L107 185L109 186ZM117 183H118V181H117ZM117 183L115 182L114 186L112 184L111 187L117 186ZM51 184H53V186H55V188H53L51 186ZM62 184H64V182ZM36 185H37V187H36ZM49 185H50V187H49ZM83 185H85V186L83 187ZM102 186H101L102 190L99 187H97V190H96V187H94L95 190L94 189L91 190L92 194L94 193L93 192V190H94L95 192L97 191V194H100V193L103 195L105 194L104 196H106V197L104 198V196L101 195L102 197L99 199V197H97V194L94 193V195L92 196V195H90L91 193H89V198H90V196H92V198H90L91 201L89 200L90 203H88L89 201L87 202L88 203L87 207L90 204L92 205L93 203L94 204L97 203V204H95V206H101V204H100L101 201L107 200V202H106V203H108L107 207L111 208V210H109V208H105V210H104V208L101 206L102 210L105 212V214L107 213L108 215L110 214L108 212L113 211V212H111V214L112 215L117 214L116 216L118 218V213L115 210V208L117 207L116 206L117 205V202H116L117 201V199H116L117 195H114L115 194L114 191L117 188L115 190L113 189L114 191L112 190V188L110 189V190H112V191H110L111 194H109L110 195L109 197H111V198L108 199L107 196L109 193V191H108L109 189L106 190V188H109V187H106V185H105V187H102ZM48 187L50 189H47ZM77 187H76V189H77ZM86 187L83 190L87 191L88 188H86ZM44 188L46 190H44ZM74 188H75V186H74ZM103 188L107 191V195H106V191H104ZM141 188L142 187H140V190H141ZM67 189L68 188H66V190ZM70 189H72V191H71L72 193L70 192ZM138 189H139V187H138ZM47 190H48V192H47ZM60 190H58V191H60ZM98 190L100 191L99 193H98ZM39 191H41L40 194H39ZM43 191H44V193H43ZM86 191H84V193ZM117 191H118V189H117ZM117 191H116V193H117ZM46 192L48 195L46 194ZM49 192H51V194H49ZM112 192L114 193L113 196H111ZM60 193L62 194V192H60ZM41 195L42 196L45 195V196L42 197ZM78 195H81V196L79 197ZM60 196L64 197L63 195H60ZM74 196L75 197L77 196L80 199H78L77 197L75 198ZM94 196H95V198H94ZM45 197L46 198L48 197L51 201L48 202V201H46L47 199H43ZM50 197L51 198L53 197L54 200L51 199ZM97 198L100 201L96 200ZM39 199H42V201L39 202ZM113 199L116 200V201H114L116 205H113V203H114L112 201ZM78 200L80 201L79 203H78ZM93 200H94V202H93ZM56 201H58V199ZM108 201L109 202L111 201V204ZM144 202H145V198H143V193H142V202H141L142 206H143ZM37 204L39 205V207L42 205V207H40V209L39 208L37 209V207H36ZM47 204H46V208H48V210H49L50 207H48ZM55 204L56 203H54L53 205H55ZM94 204L92 206L90 205L89 207L92 208L94 206ZM102 205L104 206L105 203L102 202ZM111 205L113 207L115 206V208L112 209L113 207ZM55 206H57V205H55ZM55 206H53V207H55ZM75 206L73 204L74 210H75ZM95 206H94V208H95ZM57 207L54 209L59 210V208H57ZM87 207H85V208L87 209ZM96 208H95V210H96ZM98 208H100V207H98ZM98 208H97V210H99ZM51 209L53 210L52 207H51ZM86 209H84V211ZM48 210L46 209L43 212H46ZM74 210L72 213H74ZM89 211L91 212L90 209H89ZM89 211H86L87 216H89L88 215L90 213ZM103 211H101V212H103ZM75 212H76V210H75ZM82 212H80V214H79L80 216H81ZM87 212H89V213H87ZM97 212H99V211H96V212H94V214L92 213V215H90L91 216L89 218L90 220L87 219V221L89 220L88 222H90V223H88L87 221L86 222L83 221L84 223L81 222L82 218L85 219L84 218L85 215L82 218H77L80 216H78V215L76 216L77 219L81 220L79 222V220L77 221L72 214L63 215V213H62L61 214L62 217L67 216L66 217L67 219H68V217L71 218L70 216H73L72 217L73 222L74 221H75L74 223H76V221L79 222V224H77L78 227L76 226V224L72 226V223H71L72 220L71 219H70L71 221L69 220V222H68V224L69 223H71V224H69L68 226H66L67 225L66 223L65 224L63 223L62 227L57 226V228H55L53 226L54 229H57L56 230L57 232H58L59 228H60L59 230L61 231V229L64 226H66V228L64 227V229H62V230L64 232L66 230V235H68L67 230L71 231V229H73L74 227L75 228L77 227L76 229L78 230V228H80V229L82 228L81 226L83 224H86V225H84L82 232L80 230L81 233L77 232V230L76 231L73 230V232H72L73 235L75 232V239H77L76 240L77 242L79 241L78 242L79 244L77 243L78 246H77L76 242H73V241H75V239H73V238H71L72 241H69V242H71V244L73 242V245L74 244L76 245V247H73V245H72L73 248L78 247V249L80 248V250L83 249L82 251H85V253H84L85 256L81 255V257L86 258V254H87L90 257V259H89L90 261L86 260L87 262L86 261H84V262H86L88 264H103L102 263L103 261L100 262V260H103V258H101L102 254L99 251H101L102 253L104 252V249L102 250L101 248H103L102 246H104V244H105L104 241H107V240L106 239L103 240L101 237L104 238L105 235H103V234L105 231H107V232H109L110 230H115L117 232L119 231L117 229L118 227H116V228L113 226L111 227V225H110V227L105 226V228H103V224H102L103 222H101L100 220H99V223H98V221H95L96 222V224H95L94 221H92L91 219L95 220V218H93V217L97 218V216H93V215L98 214ZM46 213H48V212H46ZM77 213H78V211H77ZM37 214H39V215H37ZM99 214L101 215L100 212H99ZM105 214L104 215L102 214V215L107 217L108 215L106 216ZM44 215H45V217H44ZM139 215H140V212H139ZM87 216H86V218H87ZM116 216H113V219ZM99 217H98V219H99ZM46 218H47V220H46ZM57 218H58V220H57ZM49 219H51V217ZM105 219H107V218H105ZM108 219H110V216L108 217ZM137 220L139 222L140 219L136 218V221ZM42 221H44L45 223ZM49 221H51V220H49ZM124 221H125V219H124ZM37 222L38 223L40 222L41 226ZM111 223H113V222L111 221ZM36 224H38V225L36 226ZM49 225H50V223H49ZM42 226H44V227H42ZM39 227H41V228H39ZM44 228H45V230H44ZM103 229L104 230L106 229V230L103 232ZM108 229H109V231H108ZM51 230L53 231V229H51ZM52 231H51V234H52ZM56 231L54 230V234ZM63 231H61V232L63 233ZM115 231H111V232L118 234ZM130 231L133 232L132 237H131ZM136 231H137L136 229H133V231L132 230H129V231L126 230L125 231L126 234H127V232H128V234H130L129 236H128V234L127 235L125 234V237L127 236L126 237L127 239L129 237H131V242H130V240H129L130 238H129L128 242L126 243V245L129 248L127 246H125L123 243L121 245V249H123V251L121 250L122 252L119 255H116L112 259L113 261H110L111 263L107 262L104 264H118L119 258L124 256L123 254L126 255V253H127V256L131 255V256H134V257L142 260L144 262V264H236L238 259H240V257L242 255L247 253V250L250 249L252 243L256 239L255 232H254V234L250 238V240L247 241L248 237H247L245 222L241 218V215H240L238 209L235 207V205L232 203V201L229 198H227L226 196L220 194L216 190L209 188V187H202V188L201 187H195V188H189V189H185V190H181V191L177 192L176 194H174L173 196L168 198L160 206L157 214L154 217L153 222L151 223L150 228L147 231H145L147 233H145L143 231L144 232V234H143V232H141L139 229H138L139 232H136ZM99 232H101V233H99ZM111 232H109L110 234H107L106 237L109 238L108 235L111 236ZM39 233H42V236ZM58 233H60V232H58ZM119 233H120V231H119ZM54 234H52V235L54 236L53 238L56 239V244H57V242H58V244H62L63 241L60 240V242H61L60 243L57 240L59 237L57 236V238H55L57 234H55V235ZM60 234H58V235H60ZM64 234H61V235L64 237ZM105 234H106V232H105ZM138 234H140V235L138 236ZM61 235H60V237H61ZM44 236H46V237H44ZM47 236L49 238V239H47L48 241H46V239H45V238H47ZM70 236H71V234H70ZM116 236H117V238H116ZM116 236H114L115 238L112 237L114 240H112L110 237V239H109L110 241L108 240L109 243L113 244L111 241L114 242L116 239H117L116 242L118 243V237H120V234L116 235ZM63 237H61V238H63ZM123 237H124V235H122V238ZM97 238H99V239L101 238V241H103L104 243L103 242H102L103 244L100 243L99 242L100 240L97 243L96 242ZM134 238L136 241L134 240ZM43 239H45V243H44ZM54 239H53L54 242H52V243H54V245H56ZM63 240H65L64 242H66V245H65V243H64V245H62L63 249L61 248V245H59L60 246L59 248H61L63 250V252L62 251L61 252L64 253V256H61V257L53 256L52 257L53 253L50 252L52 250V246H53L52 243H50L52 245V246L50 245V247H48V245L46 244L48 248H51V250L49 251L48 248H46V246H45V248L47 249V250L45 249L46 251L44 250L45 256H46V253L49 255L48 252H50L51 253L50 257L52 259L56 257L60 260V258L61 259L62 258H64V259L69 258L70 259L69 256L72 255L73 260L70 259V261H72L74 264H75V262H76V264L77 263L78 264H85L83 262V260H85V259L80 258V256H78V254H79L77 252L78 249L77 250L75 249L76 251L75 250L73 251L72 247L71 248L68 247L70 252H73V253L77 252L76 254L71 253V255H69L70 252H68V249H64V247L67 248V242H68L67 240H70L69 235H68L67 240L66 239H63ZM38 241H40V242H38ZM133 241L135 242V244ZM41 242H42V244H41ZM69 242H68V244L70 246ZM82 242H83V244H82ZM107 242H106V244L110 245ZM132 242H133V244H132ZM99 243L102 244L101 248L99 247L100 246ZM138 243H139V245H138ZM39 244L41 246V249H40ZM34 246L35 247L38 246L39 249H38V247L33 248ZM112 246H115V243ZM135 246H136V248H135ZM56 247H57V245H56ZM56 247H55V249L58 250V247L57 248ZM98 247L100 248V250ZM108 247H111V246H108ZM115 247H111V249L115 248ZM105 248H107V247H105ZM53 249H54V247H53ZM55 249H54V251H55ZM71 249H72V251H71ZM124 249L125 250L127 249V250L125 251ZM38 250H39V252H38ZM57 250H56L57 256H59L58 255L59 253L61 255L60 250H58V253H57ZM65 250H66V252H68V255H69L68 258H67V254L65 255V253H66ZM30 251H31V253H30ZM124 252H126V253H124ZM37 253H39L38 257H37ZM31 254H32V256L34 255L33 258L31 257ZM121 254H122V256H120ZM53 255H55V254H53ZM39 256H40V258H39ZM102 257H104V256L102 255ZM51 258L49 261L54 262V260L51 261ZM75 258L77 259V261H74V260H76ZM64 259H62V261ZM68 260H67V262L69 264H71L72 262H69ZM65 261L66 260L63 261L64 262L63 264H66ZM45 262L47 264V260ZM54 263L56 264L57 261H55ZM59 263H62L61 260ZM39 264H45V263L43 262V263H39ZM244 264H264V247L256 249L253 252H250L248 255V259H245Z\"/></svg>",
    "mask_w": 264,
    "mask_h": 264
},
{
    "label": "rangeland",
    "instance_id": "obj_3",
    "mask_svg": "<svg viewBox=\"0 0 264 264\" xmlns=\"http://www.w3.org/2000/svg\"><path fill=\"white\" fill-rule=\"evenodd\" d=\"M41 1V0H40ZM89 1H91V2H94V3H96V4H98V7H99V9H100V11H102L103 13H101L100 15V17L103 19V20H106L108 23H110L111 25H112V27H114V28H116V30L114 29L112 32H110V31H108V33L107 34H105L104 36H102L101 37V39H99L101 42L99 43V44H101L100 46L99 45H97L96 47H92V48H94V50L92 49V48H90L92 51H95V52H98L97 51V49L98 48H100L99 49V53H102V54H124L123 56L124 57H130V58H135V59H138L139 61H142L143 60V62L144 61H146L147 63H152V64H166L167 62H166V60L164 59V58H155L154 56H153V58L151 57V56H144V57H141V56H139L138 54H133V53H131V52H122L121 50H128V51H130V49H131V47L133 46V44L135 43V42H137V41H147V39L150 41V42H152L153 40V38H148V36H144V37H142V38H140V37H138V36H136L135 34H137V33H146V29H148V31L151 33V31H154V29L156 30V28L155 27H157V28H161V27H158L159 25L160 26H164V27H166L165 26V23H174V21H176L179 17H180V15H182L185 11H186V9L188 8V5L193 1V0H174L173 2L172 1H170V0H167V2H168V5H169V7H167V8H165V9H163L162 11H161V13H158V14H150V15H147L146 13H144L143 12V10L145 9V8H152V7H155V6H158L159 5V3L161 2V0H89ZM209 1L210 0H208V3H209ZM256 1V0H255ZM41 2H43V3H46L45 1H41ZM172 2V3H171ZM194 2V1H193ZM207 1L205 0L204 2H202V3H204L203 5L205 6V3H206ZM212 2H214L213 0H212ZM212 2L210 1V4L208 5V3H206V6L205 7H207V6H210V5H213L212 4ZM7 3V0H0V6L1 5H4V4H6ZM171 3V4H170ZM47 4V3H46ZM135 9H141V11H142V14L141 15H139L138 13H136V14H133V12H132V10H135ZM252 12V11H251ZM100 21V20H99ZM178 21V20H177ZM163 24V25H162ZM60 25L62 26V28L60 27ZM99 25H101V24H99ZM169 25V24H168ZM57 26H58V31H57V33H58V37H57V45L55 46V53H54V60L56 59V58H58L60 55H62V54H68V53H73V54H71V55H69L70 57H75V56H78V53H77V51L76 50H78V49H76V47H78V46H75V42L74 41H76L77 40V38H75L74 37V34L75 33H77V32H71L69 29H66V27H64L63 28V26H64V22H60V24H57ZM89 25L88 24H86V26L85 27H88ZM134 28V29H133ZM152 28H154L153 30H152ZM150 29V30H149ZM162 29V28H161ZM116 31V32H115ZM123 31V32H122ZM125 31H126V33H125ZM129 31L130 32H132L131 34L129 33ZM145 31V32H144ZM110 32V33H109ZM128 32V33H127ZM79 33L80 32H78L77 34L79 35ZM81 34L82 33H80V35L79 36H81ZM19 35H20V39H22V41H27L28 39H29V31L28 30H23V31H20V33H19ZM75 36H76V34H75ZM79 36H77V37H79ZM108 36V37H107ZM134 36V37H133ZM106 37V38H105ZM122 37V38H121ZM129 37V38H128ZM137 37V38H136ZM151 37V36H150ZM80 38V37H79ZM143 38H145V39H143ZM76 39V40H75ZM152 40V41H151ZM108 41H109V43H108ZM106 43V44H105ZM102 44H104V45H102ZM108 44V45H107ZM111 44V45H110ZM122 45V46H121ZM127 45V46H126ZM129 45V46H128ZM106 46V47H105ZM107 46H109V47H107ZM73 47V48H72ZM75 47V48H74ZM116 47V48H115ZM121 47V48H120ZM1 48H2V43L0 42V50H1ZM81 48L82 49H89L88 47L86 48V46L84 47V46H81ZM109 48V49H108ZM127 48V49H126ZM112 49V50H111ZM111 50V51H110ZM108 51V52H107ZM119 51H121V52H119ZM130 53V54H129ZM131 55V56H130ZM133 56H136V57H133ZM138 56V57H137ZM80 58V56L79 57H77V64H80V63H78V62H81L82 60H80L79 59ZM54 60H51L49 63H46V64H43V65H39V66H37V67H35L34 68V70L35 71H32V72H21L20 70H18V69H16L14 66H13V64L11 63V59H10V57H6V56H4V54H3V52L2 51H0V101H2V100H22V99H24V100H26V99H28V98H33V99H35L36 101H38V102H43L44 100H43V98L44 99H46V95H45V93L47 94V96L49 95V93H50V91H60L62 94L64 93H66V96H67V94H68V97H65V95H64V97H63V95L60 93V95H62V96H60V97H62V99H66V100H69L70 101V105H71V107H74L75 108V110L76 109H80L81 107H82V105H83V103H81L80 101H79V99L81 98V96H80V98H79V96L77 95V96H75V97H71L70 96V93H68V91L67 90H69V89H67V90H65V89H63V88H54V90L52 89V90H48V88H41V87H39V86H36V85H30V86H26V87H23V88H18V89H10V90H7V89H5L4 87H3V85H2V82H4V80L5 79H7V78H13L14 80H33L32 82H34L35 80H37V79H40V78H42L44 75H46V74H48V73H50V72H53V71H57L58 69H59V67L63 64V63H65V61H63V59L62 60H59V61H57L50 69H49V67L51 66V64L54 62ZM171 62V61H170ZM175 63H177V64H181L180 62H178V61H172V64H175ZM232 63V62H231ZM169 65H171V64H169ZM236 65H234L233 66V68H231V69H224V71H221V77L222 78H228V80H233L232 82H234L233 84H232V88H231V86L229 87V89H230V91H228V92H232V91H234L235 92V94H234V92H232V95L234 96V98H235V101L233 102L232 100V102L230 103V102H228L229 103V106H227V103L225 102V104H226V106H221V105H223L222 103H221V105L219 104V106L216 108V106L214 107L215 109H218L219 108V110L220 111H218L219 112V114H220V112H225V110H223L224 109V107L226 108H229L230 110H228V111H232V109H233V111L231 112V113H233V112H235V110H236V107H238L237 108V111H238V109H242V115H245L246 114V110H248V112H251V110H252V112L254 111V109L255 108H260L261 106V108H262V111H264V102H262V101H264V100H262L260 97H259V95H254L253 93H252V95L254 96V98L257 100V103H253L252 102V100L251 101H249V103H247V104H245L246 103V87H245V85H248L249 87H250V89H252L253 90V86H252V84L251 83H249L248 81H247V79H245L246 78V74H247V69H244V71H243V76H241L239 73H237V70H236V67H235ZM55 69V70H54ZM225 70L227 71V74H229V75H227V74H225L224 72H225ZM233 70V71H232ZM231 71V72H230ZM232 73V74H231ZM234 74V76H232ZM223 75H224V77H223ZM237 75V76H236ZM240 75V76H239ZM97 76V75H96ZM226 76V77H225ZM239 76V77H238ZM230 77V78H229ZM233 77V78H232ZM242 77V78H241ZM95 78V79H94ZM238 78V80L237 81H241L242 80V82L240 83V81H239V83L238 82H235V79H237ZM98 80V76H97V79H96V77L94 76L93 78H92V81L93 82H95V81H97ZM226 80V79H225ZM100 81V80H99ZM78 82H79V79H78ZM243 82H244V84H243ZM247 82V83H246ZM239 85H241V86H239ZM243 86V87H242ZM235 87V88H234ZM238 87V88H237ZM240 87V88H239ZM242 87V88H241ZM92 88L93 87H91V89H89V90H92ZM143 87H141L140 89H138L139 91H141V92H143V93H140V94H145L146 92H144V88L142 89ZM228 88V87H227ZM226 88V89H227ZM237 88V91H235V89ZM34 89V90H33ZM38 89V90H37ZM39 89H44V90H39ZM45 89H47L48 90V92L49 93H47V91L45 90ZM94 89V88H93ZM142 89V90H141ZM225 89V90H226ZM95 90V91H94ZM93 91H90V94H88V95H90V96H87L86 95V97L88 98V97H91V96H93L92 98H98V99H100L101 101L100 102H97V101H93V102H90V104H87V105H89L90 107H91V110H93V111H96L97 112V114H98V117H94L93 118V120H92V122H91V120H90V122L91 123H86V125L84 124H82V125H80L79 127H77V128H73V129H71V128H67V129H65L64 128V130L65 131H67L68 132V134L69 135H71L72 136V138H74V139H76V140H78V141H85V139L87 140L88 138H91V140L92 141H94V142H102V143H114V142H119V140H117L118 139V137H119V134H118V132L117 133H115L116 132V130L117 129H119L120 128V126H119V124L118 123H116L115 121V119H117L116 117H117V109H115L116 110V112H115V110L111 107V109H113V113H112V110H111V112H110V107H109V104L110 103H115V100L113 101H111V99H109V97L104 93L105 91L103 90L102 91V87H97V89L95 88ZM145 90H146V88H145ZM240 90V91H239ZM21 93V95H20V93ZM240 92V93H239ZM12 93V94H11ZM14 93H16V94H14ZM248 93L251 95V92L250 91H248ZM105 94V95H104ZM238 94V95H237ZM240 95L242 96V97H240ZM236 96H239V99L238 98H236ZM107 97V98H106ZM257 97V98H256ZM259 97V98H258ZM87 98L85 99V98H82L83 100H87ZM104 98H106V99H104ZM242 100H241V99ZM108 99V100H107ZM105 100V101H104ZM236 100H238V101H236ZM262 100V101H261ZM240 101V102H239ZM242 101V102H241ZM78 102V103H77ZM106 104H105V103ZM109 102V103H108ZM235 102H236V104H235ZM9 103V102H8ZM11 103H15V102H11ZM81 103V104H80ZM240 103H244L245 105H246V110L245 109H243L244 107H245V105H244V107H243V105H242V107L239 105ZM251 103V104H250ZM1 104V103H0ZM3 104V103H2ZM26 104H29V105H31V106H33V107H35L36 109H38L37 107H36V105L34 104V103H26ZM73 104V105H72ZM77 104V105H76ZM79 104V105H78ZM235 104V105H234ZM249 104L252 106H249ZM75 105V106H74ZM139 105L140 104H138L137 106H136V109H133V111H135V115H137L138 114V116H136L137 117V119H139L142 115H140L139 116V113H142L143 114V116L139 119L141 122H146L145 120L150 116V113H151V116L154 118V120L156 119V120H159L160 122H163V124L166 122V120L168 119V117L169 116H171V114H169V113H167L166 111L171 107V105H166V106H168V109L166 108V107H164L163 105L164 104H162V108H161V113L162 114H160L161 116H159L160 118H157L158 117V115H156L155 113H157L156 112V109L154 108H152V107H150L151 109L150 110H155V111H151V112H149L150 110H149V108H147V105L148 104H144V106H142V108L141 107H139ZM146 105V106H145ZM257 105V106H256ZM107 106H108V109H107ZM110 106H111V104H110ZM234 106V107H233ZM240 106V107H239ZM249 106V108H247ZM77 107V108H76ZM148 107H149V105H148ZM177 107H178V105H172V108H170V110L171 109H174V110H171V112H170V110L168 111V112H170V113H177L178 111H179V109H180V106L178 107V110H177ZM221 107V108H220ZM143 110H141V109ZM164 108H166L165 110H164ZM182 108V107H181ZM213 108V109H214ZM260 108V109H261ZM77 110V111H81V110H84L83 108L82 109H80V110ZM137 109H140L141 111L139 112V110H137ZM147 109V110H146ZM176 109V110H175ZM212 109V111L215 113V111ZM223 111H222V110ZM235 109V110H234ZM39 111H41L40 109H38ZM100 110V111H99ZM144 110H146L145 112H144ZM149 110V111H148ZM239 110V111H240ZM245 110V111H244ZM100 113H99V112ZM137 111V112H136ZM177 111V112H176ZM226 111H227V109H226ZM227 111V112H228ZM245 113H244V112ZM58 112V111H57ZM57 112H55V113H57ZM59 112H61V111H59ZM58 112V118H57V116H56V118H57V120H59V119H62L61 118V113H59ZM63 112L65 113L66 111L65 110H63L62 111V114H63ZM164 112L165 113H167V115L166 114H164ZM218 112H216V114L218 115ZM221 113L222 115H221V117L220 116H218L220 119L223 117V114L225 115V113ZM41 113L43 114V112L41 111ZM110 113V114H109ZM116 114V116H115V114ZM145 113V114H144ZM146 113L148 114V115H146ZM152 113L154 114V115H156L157 117H154V115H152ZM174 113L172 114V115H174ZM133 114H134V112H133ZM165 116H168V117H165V118H163V116L164 115ZM215 114V115H216ZM44 116H45V114H43ZM99 115H103V116H101V118H100V116ZM114 115V116H113ZM163 115V116H162ZM215 115H213V116H215ZM217 115H216V117H217ZM59 116H60V118H59ZM145 116V117H144ZM150 116V117H151ZM46 117V116H45ZM105 117V118H104ZM115 117V118H114ZM135 117V118H136ZM163 119H162V118ZM218 117H217V119H218ZM98 118H100L99 120H97ZM114 118V119H113ZM144 120H143V119ZM153 118H149V119H147V121H149L150 123H152L153 122ZM142 119V120H141ZM222 119H224V117L222 118ZM221 119V120H222ZM152 120V121H151ZM155 120V121H156ZM163 120V121H162ZM164 120H165V122H164ZM97 121V122H96ZM105 121V122H104ZM107 121V122H106ZM118 121V120H117ZM159 121H156V122H154L155 124H154V128L156 127L155 125H157L156 123H159ZM105 123V125L107 124L108 126V131H109V134H110V132L112 133V135L110 134H108V131H107V129L105 130L106 132H105V134L106 135H102L101 137L98 135V133H100V131L97 129V127H98V125H97V123L98 124H100V123ZM112 122V124H110ZM116 125L117 124V126L118 127H116L114 124ZM110 125H112V128H110ZM160 125H162V123H160ZM100 126V125H99ZM115 126V128H113ZM163 126V125H162ZM117 128V129H116ZM113 131H112V130ZM156 129H154V131H155ZM219 130V129H218ZM118 131V130H117ZM221 131H223V130H221ZM157 133V132H156ZM108 134V135H107ZM113 134L116 136V135H118V136H116L117 138H115L114 136H113ZM56 135V134H55ZM218 141H219V139H218ZM221 142V143H220ZM219 143H217V142H214V143H216V145H218L219 147H217L214 143L212 144L213 145V149H217L216 151H217V153H215V157H218V154H219V152L218 151H220L221 149H227L228 148V150H229V147H231L233 144H230V146H228L227 145V143L228 142H225V140H221ZM175 143V142H174ZM174 143H170L169 145H165V144H163V145H158L157 146V149L154 151V153H153V155L151 156V158L152 159H150V162H149V165H150V167H149V165H148V167H147V169H148V172H147V169H145L144 170V168H143V170L145 171V175H143L144 174V172H142L140 169V171L143 173H141L142 175H143V177H145V178H148V179H145L144 178V181H143V187H142V193H143V198H144V196H145V200L148 198V196H149V194H150V192L152 191V193H151V195L153 194H158L159 192H161V193H164L165 192V190L159 185V188H157L156 189V187L155 186H153V184L152 185H150V186H148L147 184V182H149V178H151L150 177V175L154 178V176H155V172H156V169H157V167L159 166V164H161V160H162V163L163 164H165V167H166V165H167V168H173V167H179L180 165L184 168V169H186V171H187V169H190V172L188 173L189 175H190V177H194V178H196V180H198V178H201V176L203 177V176H206V177H208V178H211V177H215V179H217L218 178V176L220 175V173H216V175L217 174H219V175H215V173L214 174H212V173H210L209 171H208V168H206V166L205 167H203V166H199V165H197V163L195 162L196 160L198 161V157L196 156L195 158L196 159H194V156L191 158L190 156H188L187 158H185V159H182V161L180 162V163H182V164H179V162H177L178 160H179V156H177V153H176V151L174 150V148L176 147V146H174ZM229 143H231L230 141H229ZM234 143V142H233ZM156 144V143H155ZM159 144V143H158ZM222 146H221V145ZM214 145H215V147H214ZM162 146H165L166 147V151H168V155L166 156V157H162V158H160V154H159V151L158 150H160L159 148H161V149H165V147H163L162 148ZM171 146H173V147H171ZM159 147V148H158ZM227 147V148H226ZM235 147V144L230 148V151H232L233 149L232 148H234ZM220 148V149H219ZM236 148V147H235ZM234 148V151L236 150ZM232 149V150H231ZM228 150H222L221 151V153H220V157L219 158H215V160H217V162H219L218 161V159H220V158H222L221 160H222V162L224 161L225 162V160H223V158L224 159H228L226 162H225V164L227 163V162H232L231 160H229V157L231 158L232 156H230L231 155V152H230V155L227 157V156H222V155H224L225 154V152L226 151H228ZM56 151H57V140H56ZM215 151V152H216ZM233 151V152H234ZM170 152V153H169ZM223 152H224V154H223ZM232 152V153H233ZM85 153V152H84ZM83 153V154H84ZM96 153V152H95ZM85 153L84 155H87V157L85 156H82V158H87V159H90V158H92V157H94V159H95V162H96V158H97V162H96V165H95V163H93L94 162V159H90V160H88L89 162H88V164L86 165L87 167V169L85 168L84 169V166H85V164H81L80 163V165L78 166V160H79V155L78 156H76V155H74V157H77V159L78 160H76L77 162L75 163V161H73L78 167H80L81 165H82V168L80 167L79 168V170H78V167H77V169L76 168H74V170L76 169L77 170V172L75 171L74 173L76 174V175H78L77 176V178L79 177V174H77V173H79V171L82 169V170H85V173H86V170H88L89 168H90V170H88V172L89 173H91V174H94L95 173V170L93 171V169H94V167L96 166V167H101L102 166V169H105V170H107V171H109L108 169V165H106V163H105V161L107 160V158H108V154L106 155V158L104 159V155L106 154V153H104V152H98L99 154L101 153V154H103L102 156H101V158L103 159V160H98V159H101V158H99V157H96V156H98V153ZM205 153H207V152H205ZM205 153L203 154L204 156H205ZM209 153V152H208ZM211 153H214V152H212V149H211V152L209 153V154H211ZM229 154V151L228 152H226V154ZM236 153H238L237 154V157H240V158H242L243 159V157H245L244 158V160L246 159V161L247 160H249V163L247 164V165H243L244 167H246V169L248 168L247 166H249V168H248V171L247 170H245V172L243 171V170H241V172L239 171V173L237 172L238 170H236V173L239 175V177L241 176L242 177V179L240 178L239 179V177H238V175H236V173H235V175H233V173L232 172H229V170H233V169H231V167H232V165H233V167H236L234 164H231V167H230V169L227 167V164H226V168L227 169H229L228 171L226 170L225 171V169L224 170H222L224 173L226 172H228L227 174H231L232 173V176L230 175V179H231V177H233V176H237L238 177V180H239V182H238V180H237V178H233V180H231L232 181V183L234 184V186H237V184H238V186L236 187L237 188V191H238V193L239 192H241L242 191V193H243V190H244V184H245V182H243L242 184H241V182H242V180H243V177H244V179H245V176H247V175H256L257 174V171L255 172V170H258V168H257V166L256 165H254L253 167H252V164L255 162V160L254 159H257L258 160V158H254L253 156H252V158L250 157V155L249 156H243V155H245V154H240L239 152H236ZM66 154V153H65ZM65 154H62L63 155V158L64 157H66L65 156ZM69 154V153H68ZM68 154H67V157H69L70 159H72L70 156H68ZM73 154V153H72ZM74 154H76V153H74ZM83 154H81V155H83ZM88 154H89V156H88ZM95 154V155H94ZM143 154V153H142ZM209 154H207L210 158H211V156H213V155H209ZM225 154V155H226ZM234 154V156L232 157L233 159H235L236 158V154H235V152L233 153ZM61 154H58V158L61 160V156H62ZM92 155V156H91ZM239 155H242V156H239ZM247 155V154H246ZM73 156V155H72ZM140 156H142L141 154H140ZM146 156V155H145ZM199 156V155H198ZM201 157H199L200 159H203V157H202V155H200ZM208 156H206V158L204 157V159L205 160H209L210 158H208ZM65 158V159H63V161L65 160V163H67V162H69L68 161V159L69 158ZM90 157V158H89ZM227 157V158H226ZM247 157H250V159H247ZM231 158V159H232ZM239 158V160H241V162L243 161L242 159H240ZM254 158V159H253ZM66 159H67V162H66ZM74 159V158H73ZM142 159V158H141ZM105 160V161H104ZM221 160H220V162H221ZM250 160L251 161H253V163L252 162H250ZM71 161V160H70ZM93 161V162H92ZM102 161V162H101ZM103 161H104V164L106 165L105 166V168H104V165H103ZM73 162L71 163V165L73 164ZM92 162V163H91ZM142 162V161H141ZM153 164H152V163ZM224 162H223V165H221V167L220 166H218L217 167V170L218 171H220L219 170V168H222V167H224ZM233 162H234V160H233ZM245 162V161H244ZM248 162V161H247ZM91 165H90V164ZM250 163H251V165H250ZM70 163H68V165H69ZM74 164V166H76ZM93 164H94V167H93ZM100 166H99V165ZM67 165V166H68ZM152 165V166H151ZM228 165H230V164H228ZM88 166H89V168H88ZM256 166V167H255ZM95 167V168H96ZM190 167V168H189ZM232 167V168H233ZM256 169H255V168ZM91 168H93V169H91ZM107 168V169H106ZM141 168V167H140ZM237 168V167H236ZM241 168V167H240ZM240 168H238V169H240ZM252 168V169H251ZM152 171H151V170ZM251 169V170H250ZM253 169H255V170H253ZM69 170H71V169H69ZM81 170V171H82ZM92 170V171H91ZM104 171V170H103ZM139 171V172H140ZM246 171H247V174L246 175H244L245 173H246ZM251 173H250V172ZM73 172V171H72ZM71 172V173H72ZM88 172L86 173V175H82L83 177H82V180H83V178L85 177V176H87L86 178H84V180H87L88 181ZM105 172V171H104ZM223 172H221V177H219V178H221V179H217V181L219 182V184L217 185V188L215 189L217 192H219L220 194H222V195H224V196H226L227 198H229L231 201H232V203L235 205V207L236 206H239V208H243V211L245 212L246 210H245V208L247 209H251V207L250 206H248L247 205V203L245 204V201H243L242 199H241V197H242V195H240V193H239V195L241 196L240 197V199L239 200H236L235 198L237 197L235 194H234V192L232 191V189H230V188H228V187H226L225 185H224V180H225V178H224V176H223ZM61 173H62V171H61ZM83 173V172H82ZM148 173H149V175H148ZM225 173V174H226ZM240 173H241V175H240ZM242 173H243V176H242ZM253 173V174H252ZM75 174H73V175H75ZM91 174H89L91 177H92V175ZM139 174V173H138ZM140 174V175H141ZM224 174V175H225ZM225 175L226 177L228 176V175ZM62 175V174H61ZM75 175V176H76ZM148 175V176H147ZM70 176H71V174H70ZM69 176V177H70ZM89 176V182H92L91 181V179L93 178L94 179V177H95V174L93 175L94 177H90ZM147 176V177H146ZM141 177V176H140ZM143 177L141 178V179H143ZM222 177H223V179L224 180H222ZM76 178V177H75ZM75 178L74 177H72V180L74 179V181H75ZM229 178H227V179H229ZM70 180H71V178H70ZM77 181H78V179H76ZM83 180V181H84ZM148 180V181H147ZM155 180V178L154 179H152L151 180V182L150 183H152V182H155L154 181ZM195 180V181H196ZM237 180V181H236ZM241 180V181H240ZM94 181V180H93ZM146 181V182H145ZM221 181L223 182V183H221ZM234 181L235 182H238V183H234ZM244 181V180H243ZM145 183V184H144ZM147 183V184H146ZM231 183V184H232ZM254 184H255V182H254ZM258 184V183H257ZM139 185V184H138ZM243 185V187H242V190L240 191V189L239 188H241V186ZM256 185V184H255ZM262 185H264V184H262ZM262 185H261V183L259 184V186L260 187H262ZM140 187H141V184L139 185ZM146 186H148V187H146ZM154 187V190H153V187ZM201 185H197V186H193V187H189V188H195V187H200ZM252 186H254V185H252ZM258 186V185H257ZM256 186V188H255V186H254V188L253 187H250V189L251 188H253L254 190H255V192H256V190H257V187ZM149 187H151L152 189H149ZM158 187V186H157ZM202 187V186H201ZM189 188H185V189H189ZM144 189V190H143ZM151 190V191H149L148 192V190ZM156 189V190H155ZM185 189H182V190H185ZM239 189V190H238ZM260 189V188H259ZM158 190V191H157ZM160 190V191H159ZM161 190H163V191H161ZM252 190V189H251ZM261 191H260V193L262 192V193H264V188H262V189H260ZM157 191V192H156ZM148 194H147V193ZM154 192V193H153ZM160 193V194H161ZM241 193V194H242ZM174 194H176V193H172V194H170L169 196H167L166 197V200L168 199V198H170L171 196H173ZM258 195H259V191H258V193H257ZM148 195V196H147ZM152 195V196H153ZM243 196H244V194H243ZM262 201H264V199H262ZM146 202V201H145ZM260 204H262V203H260ZM262 206V205H261ZM140 208H141V206H140ZM140 208H139V210H140ZM247 209V210H248ZM254 217H257V218H255V219H258L259 220V224H258V226H257V228H256V231H255V236H256V238L257 237H259V234L262 232V230H264V207H262V211H261V217L259 216L258 217V211L257 212H255L254 214L252 213V209H251V211H249ZM138 214H139V212H138ZM121 215H122V213H121ZM125 215V214H124ZM122 217V216H121ZM125 217V216H124ZM124 217H122V218H124ZM138 218H139V216H137ZM137 218V219H138ZM260 218H262V219H260ZM126 222V221H125ZM103 223H104V221H103ZM102 223V224H103ZM109 223H111V222H109ZM114 223V222H113ZM122 223H124V221L122 222ZM139 222L138 221H135V226L134 227H130L129 228V226H127L128 227V229L125 227V228H123V225L125 224H122L121 226H122V229L120 228L121 226H119V230L121 231V234L123 233V232H125L126 230H132V229H137L138 228V226H139V229H140V224H138ZM137 224V225H136ZM106 225H108V224H104L103 226H106ZM112 225V224H111ZM126 225V224H125ZM124 225V226H125ZM108 226H110V224L108 225ZM113 227L114 226H116V227H118L117 225H112ZM115 227V228H116ZM137 227V228H136ZM260 228V229H259ZM122 235H125V234H122ZM121 235V236H122ZM124 238H126V237H124ZM125 244V243H124ZM262 247H264V243H262L261 244V246H260V248H262ZM249 249L247 250V253L246 254H244V255H242L241 257H240V259H238V261L236 262V264H244V261H245V259H248V255H249Z\"/></svg>",
    "mask_w": 264,
    "mask_h": 264
}]
</instances>
